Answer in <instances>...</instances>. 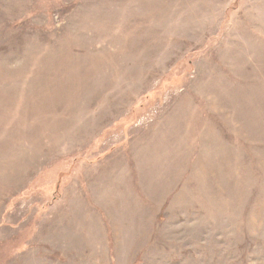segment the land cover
<instances>
[{"label": "rangeland", "instance_id": "obj_1", "mask_svg": "<svg viewBox=\"0 0 264 264\" xmlns=\"http://www.w3.org/2000/svg\"><path fill=\"white\" fill-rule=\"evenodd\" d=\"M0 264H264V0H0Z\"/></svg>", "mask_w": 264, "mask_h": 264}]
</instances>
